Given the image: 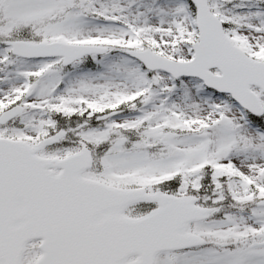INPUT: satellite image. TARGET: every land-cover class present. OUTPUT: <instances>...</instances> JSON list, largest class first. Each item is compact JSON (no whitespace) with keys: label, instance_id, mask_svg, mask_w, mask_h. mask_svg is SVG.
<instances>
[{"label":"snow or ice","instance_id":"1","mask_svg":"<svg viewBox=\"0 0 264 264\" xmlns=\"http://www.w3.org/2000/svg\"><path fill=\"white\" fill-rule=\"evenodd\" d=\"M0 264H264V0H0Z\"/></svg>","mask_w":264,"mask_h":264}]
</instances>
